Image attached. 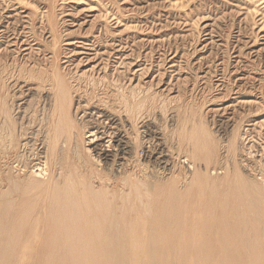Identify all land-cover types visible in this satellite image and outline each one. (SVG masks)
<instances>
[{"label": "bare ground", "instance_id": "1", "mask_svg": "<svg viewBox=\"0 0 264 264\" xmlns=\"http://www.w3.org/2000/svg\"><path fill=\"white\" fill-rule=\"evenodd\" d=\"M22 1L0 0V11L8 7L6 24L19 18L29 20V12L16 11ZM104 1H96L100 21L93 43L104 37L102 19H108L109 11L116 15ZM170 1V6L178 7L175 0ZM260 1H245L250 4L245 18L254 11H261L256 15L260 19L264 17ZM68 2L78 1L62 0L60 8L65 10ZM43 8L37 13L40 27L43 36L46 33L54 41L56 24L50 17L55 0ZM2 22L0 27L5 26ZM6 30L7 25L1 34ZM122 38H113L109 49L117 51L120 44L115 43L123 42ZM56 47L57 51L47 52L50 56H42L50 65L41 66L33 86L23 69L0 61V264H156L152 255L160 251L172 255L160 260L161 264H177V255L182 256L181 263L264 264V180L258 182L251 176V167L245 169L237 162L239 145L235 133L229 137L231 125L221 129L223 121L218 120L216 135L204 121L191 127L181 125L176 139L175 134L170 136L176 141L175 150L169 145L170 149L152 156L162 170H145L137 158L141 146L136 127L147 123L146 101L152 105L154 98L118 85L120 80L114 92L97 96L87 88L90 82H84L85 87L79 75L63 71L60 41ZM22 50L28 51V57L34 51L30 46ZM111 51H105L106 55ZM114 80L109 79L110 83ZM35 96L38 101L32 108L29 98ZM86 109L92 112L85 115ZM95 114L106 122L104 130L100 131L102 120ZM156 128L157 139L165 143V131ZM108 130L116 132L123 145L124 155L118 156L122 160L119 173L124 174L120 177L113 173V152L101 141ZM129 130L135 131L130 143L119 134ZM174 154L183 157L188 168H177ZM129 167L133 168L130 173ZM25 170L37 187H44L43 192L30 196L16 186L13 174ZM142 254L151 257L144 261L138 258ZM202 255L216 257L203 259Z\"/></svg>", "mask_w": 264, "mask_h": 264}, {"label": "rangeland", "instance_id": "2", "mask_svg": "<svg viewBox=\"0 0 264 264\" xmlns=\"http://www.w3.org/2000/svg\"><path fill=\"white\" fill-rule=\"evenodd\" d=\"M50 1H22L16 11L20 14L29 12L31 15L29 20L26 17L19 20L13 18L14 23L8 21L9 24H6L4 17L7 15L8 7L0 11V22L3 21V26L8 27L5 34H1L5 26L0 27V36H5V38L0 37V61L4 59L10 63V67L21 68L26 74H30L25 75V78L29 79V83L33 86L37 83L36 78L40 74L41 66L50 65L42 59V56L46 54L48 57L51 55L47 53L48 51H57L56 42L60 41L59 65L63 67V71H71L79 75L84 79L83 86L90 82L87 88H91L97 96L110 94L112 88L115 89L114 84L117 85L116 82L120 80L118 85L138 89L142 91L141 95L144 93L154 98L152 105L146 101L144 116L147 123L143 125L144 127H136L141 146L137 149V158L145 165L143 166L145 170L150 168L157 172L162 170V164H158L160 162L152 156L163 153L175 145L174 139L181 132V125L191 127L204 121L203 123L208 124V128L214 131L220 124L218 120H222L224 125L222 124V127L220 125V128H224L226 124L231 125L228 128L229 137L235 133L237 138L236 144L239 145L237 162L241 167H246L245 169L251 167V176L258 182L264 180V24H262L264 17L260 19V15L256 16L261 11H254L245 18V9L250 7L246 0H175L178 7L170 6V0H105L104 4L108 5L109 10L114 8L113 12L116 15H112V11H109L108 19H102L103 25L106 26L104 37L93 43V37L96 38L99 33L96 29L100 21L97 18V0L68 2L64 4L65 10L60 8L62 4L59 3L62 0H55V8L50 17V21L56 24L52 30V35L56 36L54 41L53 38H47L46 33L43 36L44 32L40 27L41 18L37 15L38 11L44 10L43 7L49 5ZM261 1L259 6L264 12V0ZM23 26L25 29H21ZM113 38L124 39L121 43L115 41V44H120L115 52L109 49ZM85 39L90 40L85 41ZM254 39L253 43L251 40ZM7 40L13 43L7 44ZM29 46L34 51L28 57L25 55L28 51L22 49ZM261 48L263 49L260 51ZM107 50L112 52L109 56L106 55ZM19 56L22 58H18ZM88 75L92 76L90 80ZM242 75L243 77L239 79ZM109 79L114 81L110 83ZM91 80L96 81L94 86L90 85ZM29 101L33 108L38 100L35 96L29 98ZM130 101L132 102V99ZM90 112L92 111L86 109L85 115ZM82 114L83 112L78 116L81 117ZM94 117L99 121L102 120L97 114ZM214 120L218 124H215ZM100 123L101 131L106 127V122L102 120ZM155 126L160 128L161 133L165 131L163 133L166 138L165 143L162 144L157 139L158 131ZM130 131L128 134L119 132L127 140L129 138V143L133 142L135 137V131ZM170 131L174 133L170 134ZM214 133L216 135L215 131ZM172 134H175L174 137ZM168 135L170 140L167 138ZM102 140L104 146L113 152V173L116 177L124 175L123 171L119 173V163L122 162L119 157L124 155L121 152L123 145L119 142V136L116 132L111 133L108 130L101 137ZM171 149L175 150V146ZM131 155L129 154L128 158ZM175 156L174 154L172 160L177 168L185 166L188 168L189 165L183 157ZM103 161L101 159V165ZM132 171L133 168L129 167V173ZM217 173L219 174L220 171ZM13 176L17 181L16 186L25 189L30 196L44 191V187L39 188L35 185L36 182L26 170L16 172ZM152 256L157 259L156 264H161L160 260L172 257L163 251ZM94 257L99 258V256ZM140 257L145 261L151 256L142 254L138 256ZM200 257L211 259L216 256ZM174 258L177 259V264H194L181 263L183 258L180 255Z\"/></svg>", "mask_w": 264, "mask_h": 264}]
</instances>
